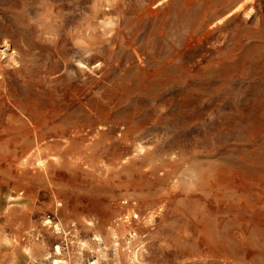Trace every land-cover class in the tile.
<instances>
[{
	"label": "rangeland",
	"instance_id": "1",
	"mask_svg": "<svg viewBox=\"0 0 264 264\" xmlns=\"http://www.w3.org/2000/svg\"><path fill=\"white\" fill-rule=\"evenodd\" d=\"M0 76V264H264V0H0Z\"/></svg>",
	"mask_w": 264,
	"mask_h": 264
},
{
	"label": "bare ground",
	"instance_id": "2",
	"mask_svg": "<svg viewBox=\"0 0 264 264\" xmlns=\"http://www.w3.org/2000/svg\"><path fill=\"white\" fill-rule=\"evenodd\" d=\"M1 77V76H0ZM12 103V102H11ZM91 260V259H90ZM97 261V260H96ZM96 264V263H95Z\"/></svg>",
	"mask_w": 264,
	"mask_h": 264
}]
</instances>
